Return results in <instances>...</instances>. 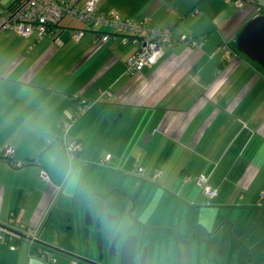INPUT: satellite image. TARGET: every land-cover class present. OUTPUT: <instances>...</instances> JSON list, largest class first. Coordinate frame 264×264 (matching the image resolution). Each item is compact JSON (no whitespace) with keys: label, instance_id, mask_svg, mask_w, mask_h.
<instances>
[{"label":"crops","instance_id":"crops-1","mask_svg":"<svg viewBox=\"0 0 264 264\" xmlns=\"http://www.w3.org/2000/svg\"><path fill=\"white\" fill-rule=\"evenodd\" d=\"M97 2L198 44L132 76L135 46L72 18L36 42L0 33V148L25 162L0 156V264H264V69L235 40L264 0Z\"/></svg>","mask_w":264,"mask_h":264},{"label":"built area","instance_id":"built-area-1","mask_svg":"<svg viewBox=\"0 0 264 264\" xmlns=\"http://www.w3.org/2000/svg\"><path fill=\"white\" fill-rule=\"evenodd\" d=\"M233 4L236 8L242 7L245 2L250 0H225ZM97 0H18L12 7L8 9L0 8V33L5 31L16 32L21 37H33L34 42L41 40L48 34L50 28L54 27L64 17L76 19L86 24L92 29L91 34L97 41L107 43L120 36L121 45H133L135 50L132 55L126 59V72L133 76L143 69L157 63L162 57L164 48L174 49L178 45L196 46L198 43L185 34L176 33L175 26H167L160 28L152 24L147 19L133 20L124 18L115 11L103 12L98 10ZM108 26L111 32L96 31L93 28L98 26ZM85 30H75L71 33L75 40L80 39ZM33 44L29 46L32 48ZM108 94V92H105ZM85 108V105L78 106L73 117L61 124V131L66 132L72 121ZM68 151L75 154L81 150V144L73 141L66 145ZM0 156L9 160L12 167H21L25 162H18L12 159V151L9 147L0 148ZM143 168L137 167L136 173L141 174ZM160 171L156 170L151 174V178L155 180L159 176ZM41 179L49 181V175L45 170L40 171ZM184 183L189 181V175H183ZM194 183L199 188L200 193L210 201L216 195V188L210 184L207 177L199 175L194 178ZM264 197L261 193L260 199ZM1 233V230H0ZM30 234V233H29ZM31 236V234H30ZM14 249V246H10ZM45 259L43 253L39 254ZM74 264V263H72Z\"/></svg>","mask_w":264,"mask_h":264},{"label":"water","instance_id":"water-1","mask_svg":"<svg viewBox=\"0 0 264 264\" xmlns=\"http://www.w3.org/2000/svg\"><path fill=\"white\" fill-rule=\"evenodd\" d=\"M235 40L236 51L264 69V13L251 17L241 27ZM59 252L64 253L63 251ZM78 259L80 262L84 260L81 257H78Z\"/></svg>","mask_w":264,"mask_h":264},{"label":"trees","instance_id":"trees-1","mask_svg":"<svg viewBox=\"0 0 264 264\" xmlns=\"http://www.w3.org/2000/svg\"><path fill=\"white\" fill-rule=\"evenodd\" d=\"M107 13H108V12H107ZM64 18H69V17H64ZM64 18H63V19H64ZM63 19H62V20H63ZM62 20H61V21H62ZM75 20H76V19H75ZM61 21H60V22H61ZM79 23H81V22H79ZM58 24H59V23H57V25H58ZM82 24H84V23L82 22ZM57 25H56V26H57ZM84 25H85V27H86V29H85L86 31H90V32L92 31V29H89V27H88L86 24H84ZM56 26H54V27H56ZM103 27H104V26H101V25H100V26H98V27H96V28H93V30H94V32H95V30H96V31H101L100 28H103ZM52 28H53V27H52ZM52 28H50L49 32L51 31ZM49 32H48V33H49Z\"/></svg>","mask_w":264,"mask_h":264},{"label":"rangeland","instance_id":"rangeland-1","mask_svg":"<svg viewBox=\"0 0 264 264\" xmlns=\"http://www.w3.org/2000/svg\"><path fill=\"white\" fill-rule=\"evenodd\" d=\"M74 20H75V19H74ZM104 28H106V29L108 28V29H109V27H108L107 25H106V26H104Z\"/></svg>","mask_w":264,"mask_h":264}]
</instances>
